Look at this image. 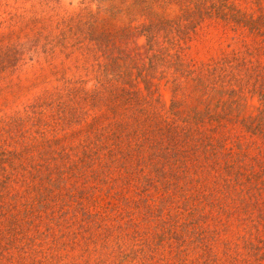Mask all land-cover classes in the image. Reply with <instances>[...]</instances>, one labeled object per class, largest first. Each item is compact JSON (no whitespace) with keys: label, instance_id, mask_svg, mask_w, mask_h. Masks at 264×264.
I'll list each match as a JSON object with an SVG mask.
<instances>
[{"label":"trees","instance_id":"16d2710c","mask_svg":"<svg viewBox=\"0 0 264 264\" xmlns=\"http://www.w3.org/2000/svg\"><path fill=\"white\" fill-rule=\"evenodd\" d=\"M106 1L70 18L66 30L45 34L41 44L51 56L56 49L83 50V61L91 60L84 70L94 73L96 83L86 86L81 77L61 76V88L55 86L28 111L0 115V264H49L65 257L80 264L92 257L103 262L110 253L99 248L112 237L109 231L101 234L107 219L132 264H166L165 254L182 258L196 250L207 264L219 262L220 255L233 264L264 259L245 224L255 219L238 213L249 235L237 233L232 223L239 205L221 200L222 193L233 199L240 191L246 197L241 208L247 210L257 173L248 167L249 158L239 149L241 136L231 131L224 112L210 113L205 105L225 93L239 97L241 85L219 74L205 76L196 66L189 72L174 67L177 74H168L170 103L163 110L154 81L167 73L156 69L164 63L160 54L152 53L146 65L138 66L121 46L134 33L145 35L151 48L159 34L168 42L186 40L208 19L237 22L233 0ZM21 51L11 44L0 52V71L12 69ZM182 82L195 86L203 110L184 103ZM259 93L261 113L264 89ZM213 119L217 123L211 129L225 128V137L205 133ZM261 119L262 114L256 124L245 121L247 128L256 129ZM180 167L193 174L209 167L219 181L227 179L196 184L202 192L193 191V181L187 186L175 179L176 169L186 179ZM150 177L163 193L146 195L154 186ZM173 206L181 211L170 218H176L177 227L164 225L168 245L155 242L158 234L149 231L150 224L159 222L158 211ZM126 212L140 217L123 221ZM239 237L245 251L237 250ZM99 240L104 243L90 245Z\"/></svg>","mask_w":264,"mask_h":264},{"label":"rangeland","instance_id":"374dc122","mask_svg":"<svg viewBox=\"0 0 264 264\" xmlns=\"http://www.w3.org/2000/svg\"><path fill=\"white\" fill-rule=\"evenodd\" d=\"M108 2L106 0L100 2L97 0H0V52L6 50L11 44H15L19 50L20 48L22 50L20 58L12 66V69L0 71V115L28 111L32 107L31 105H37L43 96L53 91L55 86L61 88V76L81 77L85 80L86 86H93L96 83L94 73H86L84 70L85 67L91 66V60L83 61V50L69 51L68 48H64L63 51H58L56 49L51 56L42 52L41 44L46 41L45 34L49 36L60 28L66 30L70 18L75 19L81 14L96 10L98 3L106 5ZM233 2L231 6L237 11V22L208 19L202 22L196 32L186 40L178 39L168 42L159 34L157 42L151 48L148 47L145 35L134 33L126 42L122 41L121 46L138 66L146 65L152 53L160 54L164 63L157 65L156 69H165L167 73L165 76L162 74L159 78H154V81H157L155 94L158 93L163 110L167 109L170 103L172 83L168 80L170 77L168 74L171 75V72L177 74L174 67L179 71L189 72L196 66L205 76L212 77L211 73H214L215 76L219 74V76L223 75L221 79L236 83V87L241 85L239 97L236 93L230 95L225 93L218 100L212 98L208 102L206 101L205 105L209 111L212 110L210 113L224 112L221 116L226 120L229 119L227 123L232 127L231 131L235 135L241 136L239 144L242 143V145L241 148L239 145V149L246 154V158H249L247 163L250 165L248 167L251 172H256L257 176L260 175L252 181L253 189L250 190L251 195L248 197L250 204L247 210L246 207L241 208L246 197H242L240 191L236 192L233 199L226 193H222L221 200L239 205V208L237 207L235 210L236 214L233 215L232 223L237 233L246 231L245 234L249 235L244 225L241 224L244 222L238 218V213L255 219L247 220L245 224L252 230L253 241L261 247L259 250L261 252L264 251V111L260 113L262 99H260L259 90L264 89V0H233ZM245 19H248L246 23L243 22ZM236 26L237 29H235ZM35 38H38L37 42L33 41ZM99 57L103 59V56ZM194 87L188 82L181 83L180 91L183 92V101L188 106L194 105L196 109L203 110L205 105L198 102V91L194 90ZM179 93L176 97L180 96ZM202 97L204 99L205 94ZM260 114H262V119L259 121L261 125H258L254 130L247 128L246 125L251 119H253L252 124L258 122ZM215 123L217 121L214 119L208 120L205 133L225 137V128L211 129ZM235 147L233 145L232 148L236 149ZM239 162L240 166H244L245 162ZM234 169L236 170L237 166ZM182 170L186 179L179 169L175 170V173L178 174L175 179L187 182V186L190 181H193V191L202 192V189L194 186L196 184L218 182L214 184L216 185L227 179L222 178L219 181L217 177L213 176L214 172L209 167L194 174L192 173L193 169ZM222 174L228 176L224 171ZM150 180L154 186L146 195L163 193L162 190H158L160 184L155 183L156 181L151 177ZM179 184L181 183L179 182ZM260 185L262 188H259ZM183 191L186 192L185 189ZM107 200L108 198L104 199V201ZM113 212L114 209H109L108 215ZM180 212L179 208L175 206L157 212L159 222H153L149 227L150 232L158 234L154 239L155 242L168 245L165 242L167 230L164 225L177 227L176 218H170L180 215ZM129 215L131 213L126 212L122 220L127 222L130 217H133V215L127 217ZM139 217L140 215H136L132 219L138 220ZM111 223L112 220L107 219V229L101 233L106 234L109 231L112 234L108 240L105 239L108 244L102 245L103 240L90 243L91 246L102 245L103 247H100L99 250L109 251L110 256L103 259V262L96 261L97 257H92L86 264L134 263L132 258L124 256L126 253V250L123 249L124 244L117 243L119 240L115 238L117 234L111 231ZM141 225L146 226V223H141ZM113 230L117 231L118 228H113ZM235 241L238 246L237 250L245 251L242 244H239L240 237ZM173 245L176 246V242ZM158 246L159 251L164 250V246ZM188 246H192V244H188ZM222 246L219 243V249H222ZM121 251H123V255L120 254ZM112 253L114 254L112 255ZM177 257L172 253L163 256L166 264H207L199 256L197 250L195 252L188 251L181 256L182 258ZM249 259V264H262L264 261V259L254 260L252 257ZM81 261L65 257L57 263L49 264H80ZM208 264L233 263L224 262L223 256L220 255L219 262ZM238 264H243V262H238Z\"/></svg>","mask_w":264,"mask_h":264}]
</instances>
